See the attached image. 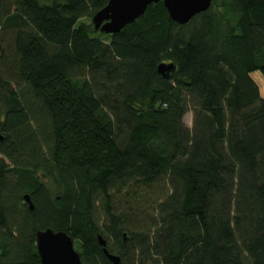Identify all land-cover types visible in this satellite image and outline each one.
Listing matches in <instances>:
<instances>
[{
  "label": "trees",
  "instance_id": "1",
  "mask_svg": "<svg viewBox=\"0 0 264 264\" xmlns=\"http://www.w3.org/2000/svg\"><path fill=\"white\" fill-rule=\"evenodd\" d=\"M107 2L0 0V264H40L46 228L82 264H112L98 236L120 264H264V0L104 34Z\"/></svg>",
  "mask_w": 264,
  "mask_h": 264
},
{
  "label": "water",
  "instance_id": "2",
  "mask_svg": "<svg viewBox=\"0 0 264 264\" xmlns=\"http://www.w3.org/2000/svg\"><path fill=\"white\" fill-rule=\"evenodd\" d=\"M162 1L169 18L178 23L186 24L195 15L209 9L213 0H108L107 4L91 17L94 30L104 34H113L142 16L147 7ZM174 64L160 63L157 73L168 78ZM29 210L33 204L28 194L23 195ZM98 244L112 264H120L118 255L110 254L105 248V241L97 237ZM35 245L40 264H82L78 251L73 246V239L64 231H53L50 228L35 232Z\"/></svg>",
  "mask_w": 264,
  "mask_h": 264
},
{
  "label": "rangeland",
  "instance_id": "3",
  "mask_svg": "<svg viewBox=\"0 0 264 264\" xmlns=\"http://www.w3.org/2000/svg\"><path fill=\"white\" fill-rule=\"evenodd\" d=\"M251 77L252 79L256 82L258 89H259V93L260 96L262 98H264V77L262 76V74L260 73V71H254L251 73ZM183 122L187 127H191L192 125V113L190 111H188L184 117H183ZM73 246L74 248L77 250L75 243L73 241Z\"/></svg>",
  "mask_w": 264,
  "mask_h": 264
}]
</instances>
